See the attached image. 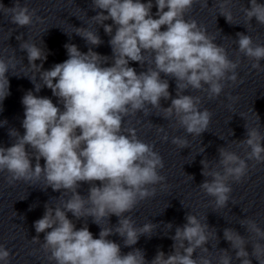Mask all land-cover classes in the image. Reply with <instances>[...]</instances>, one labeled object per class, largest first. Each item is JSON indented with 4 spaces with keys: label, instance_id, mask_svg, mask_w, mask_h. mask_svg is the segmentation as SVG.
I'll return each instance as SVG.
<instances>
[{
    "label": "clouds",
    "instance_id": "obj_1",
    "mask_svg": "<svg viewBox=\"0 0 264 264\" xmlns=\"http://www.w3.org/2000/svg\"><path fill=\"white\" fill-rule=\"evenodd\" d=\"M232 0H214L219 14L232 22L228 5ZM93 11L99 10L90 19L102 26L110 39L112 55L104 56L93 47L103 41L98 31L86 27L75 28V34L88 45L87 52H81L77 45L66 43L68 58L43 68L48 52L45 48L22 35L21 51L27 53L28 69L31 75H24L34 84L35 93L43 87L51 90L58 104L47 96L27 91L21 103L24 118L21 126L23 135L15 129L8 130L14 140L10 147L0 146V173L7 172L9 185L23 181L30 186L44 183V190L51 187L61 192L55 206L45 203L43 216L34 222L37 236L44 233L41 248L46 259L54 264H213V257L205 245L210 239H217V232L209 228L204 217L188 213L186 223L175 228L173 251L165 254L157 250L151 261L145 258L143 249L133 247L141 236L151 238L156 224L146 223L137 228L135 221L126 216L142 201L156 195V185L166 188V177L160 174L164 161L154 150V145L145 143L134 128H124L126 117L138 112L147 115L149 108L162 110V117L172 128H182L193 138L208 131L212 112L201 109L202 97L184 94L189 89L206 93L209 100L218 98L226 82L236 84L237 69L241 55L252 61L251 67L264 71V44L254 43L253 38L243 32L236 33L234 43L236 59H230L227 49L214 41L205 26L195 19H185L196 3L207 8V0H91ZM250 7L241 6L246 25L256 23L264 26V4L249 0ZM157 11L153 14L152 9ZM5 13H10V22L17 27L33 24L35 10L15 0L14 7L7 8L0 3ZM106 13V14H105ZM36 20H40L37 16ZM111 20V24L105 21ZM162 28L164 30H162ZM41 63L37 65L35 62ZM110 66H106L109 65ZM136 62L142 70L139 73L130 66ZM17 69L15 50L12 55L0 56V111L6 97L10 95L7 73ZM176 82V97L169 92V79ZM18 76V75H14ZM39 76V82H37ZM35 81V82H34ZM229 99H233L231 95ZM171 100L169 107H162L161 100ZM231 107V106H229ZM258 119L259 116L257 115ZM7 121H0V127ZM245 139L232 140L237 148L243 149V157L229 147H219L218 161L201 160V175L204 181L198 186L207 196L214 199L216 209L227 206L232 187L230 182L240 183L251 168L264 163V134L259 126L245 124ZM157 132L164 133L162 140H168L163 126ZM234 135V132H231ZM171 143L177 148L189 147V140L174 136ZM201 147L200 152L203 153ZM33 159L35 164H33ZM41 159L44 164L41 165ZM193 179L192 176H189ZM99 181V185L96 182ZM82 183L89 184L87 196L78 189ZM71 193L67 199L63 197ZM84 220L77 229L72 219ZM115 215L118 223L114 227H102L101 221ZM100 227L99 238H94L87 219ZM171 230L173 225L166 224ZM248 237L233 228L223 230L224 239L235 252L218 249L216 264H252L254 257L264 264V229L254 220L242 219ZM112 235L123 238V246L131 248L122 253L121 245L108 239ZM251 245L252 251H247ZM201 255L193 257L197 250ZM10 250L0 244V264H9Z\"/></svg>",
    "mask_w": 264,
    "mask_h": 264
}]
</instances>
